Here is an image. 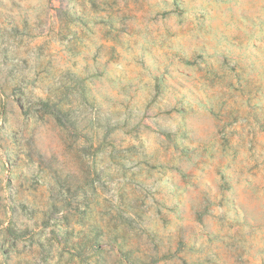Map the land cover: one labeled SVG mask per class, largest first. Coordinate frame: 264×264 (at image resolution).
<instances>
[{
    "label": "rangeland",
    "instance_id": "obj_1",
    "mask_svg": "<svg viewBox=\"0 0 264 264\" xmlns=\"http://www.w3.org/2000/svg\"><path fill=\"white\" fill-rule=\"evenodd\" d=\"M0 264H264V0H0Z\"/></svg>",
    "mask_w": 264,
    "mask_h": 264
},
{
    "label": "trees",
    "instance_id": "obj_2",
    "mask_svg": "<svg viewBox=\"0 0 264 264\" xmlns=\"http://www.w3.org/2000/svg\"><path fill=\"white\" fill-rule=\"evenodd\" d=\"M46 107H49L47 104H45Z\"/></svg>",
    "mask_w": 264,
    "mask_h": 264
}]
</instances>
